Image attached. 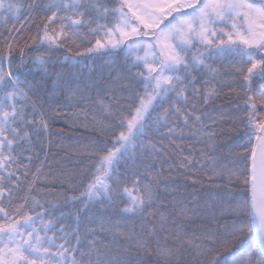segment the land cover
<instances>
[{"label":"snow or ice","instance_id":"1","mask_svg":"<svg viewBox=\"0 0 264 264\" xmlns=\"http://www.w3.org/2000/svg\"><path fill=\"white\" fill-rule=\"evenodd\" d=\"M38 6L35 0H0V25L12 35V40L5 39L0 46V264H145L146 260L152 264H264V0H119L116 7H108L106 0H48L36 36L20 46L23 27L13 33L6 25L10 19L19 22L22 16L31 21ZM58 21L59 29L52 28ZM81 29H87V35ZM149 33L153 43L145 40ZM88 36L98 38L93 42ZM77 39L90 46L77 45ZM74 47L81 50L73 52ZM53 48L64 51L63 62L71 67L124 50L130 68L145 69L132 73L142 82L144 94L130 97L133 110L131 105H122L124 97L113 90L108 103L100 101L103 119L94 116L84 125L100 138L86 146L97 154L99 166L85 174L84 191L78 197L42 202L39 197L56 194H31L40 179L41 169H37L27 185L28 195L14 203L22 177L28 176L23 161L32 160L26 155L32 151V138L48 128L43 113L37 116L38 106L28 95L32 86L27 74L33 71L28 65L35 64L51 75L49 64L54 67L56 63L51 59ZM218 63L228 71L222 72ZM193 71L205 76L204 85H211L206 92L197 87ZM226 76L229 79L225 80ZM233 85H238V90ZM223 86L243 99V107L238 105L237 110L246 114L241 123L248 146L243 168L216 167L213 162L214 173L225 181L223 193L205 205L216 226L190 237L178 222L191 211L182 201H172L168 215L160 211L157 197L163 181L158 176L143 185L139 178L121 181L119 167L128 159L135 160L137 148H143L137 139L148 135L146 128L168 126L172 115L185 124L189 120L203 124V113L196 114L200 110L195 101L202 99L207 104L219 97ZM57 87L67 94L70 105L78 92L80 99H85L71 72L67 77L63 71L56 73L53 89ZM104 87L107 90L109 85ZM122 90H130L129 85ZM189 96L194 101L190 109L176 107V101L188 105ZM173 98L169 108L153 118L155 108L162 106L159 102ZM76 118L88 120L86 114L81 117L76 113ZM220 120L226 122L223 116ZM168 134H177L176 129L169 127ZM186 163L190 162L181 166ZM233 182L240 184L242 191L233 192ZM69 200H83V207L73 213L61 211L57 217L53 210ZM96 205L98 212L110 211L117 219L97 217L92 211ZM81 212L89 215L82 219ZM65 215L75 217L70 231L64 224L57 229L58 220ZM45 216L51 218L45 220ZM97 218L102 220L99 231L109 234V243L87 239L97 231L87 223Z\"/></svg>","mask_w":264,"mask_h":264},{"label":"trees","instance_id":"2","mask_svg":"<svg viewBox=\"0 0 264 264\" xmlns=\"http://www.w3.org/2000/svg\"><path fill=\"white\" fill-rule=\"evenodd\" d=\"M32 3L33 0H28ZM119 0H106L108 7H116ZM39 5L32 12V20L25 21L23 16L20 21L9 20L6 27L15 32L16 28H20L24 23V31L20 34V46L23 42L28 40L29 37H35L37 34L36 25L40 23L41 19L46 15L43 11V5L48 3V0H35ZM50 14V13H49ZM27 16L28 13L23 14ZM60 22L51 25L52 28L59 29ZM15 26V27H14ZM94 27V25H93ZM81 32L87 35V29H81ZM0 46H3L5 39L12 40V35L5 31V26L0 25ZM98 37L88 36V39L93 42ZM154 42V38H150ZM14 43L16 41H13ZM29 43L31 41H28ZM64 46L68 42H62ZM77 45L81 47H89L90 45L81 40H76ZM81 47H74L73 52L81 50ZM196 49H193L195 52ZM52 61H56L55 66L50 63L49 68L51 75H45L39 70L35 64L28 65L33 71L27 74V80L32 86V90L28 92L31 101H34L38 106L37 116L42 112L46 119L48 128L39 137L33 136L32 138V151L26 153L31 155V162L24 160L23 163L28 165V176L23 178V183L20 185V191L13 198L14 203L20 202V197L28 195L27 185L33 179V175L37 169H41L40 179L35 184V189L31 193L36 195L37 191H47L55 193L56 196L39 197L41 201L53 200L59 198L64 201L65 197L79 196L84 191L82 181L86 182V173L95 171V167L99 166V161L96 159V153L91 148H86L92 144L93 141L100 138L96 135L95 131L91 128H85L86 123H90L95 116L96 119H103L104 109L100 106V101L104 100L108 103L107 97L112 94L113 90L121 92L124 97L120 101L122 105H131L133 110L135 105L130 98L134 94L143 95L144 88L138 78H134L132 73L137 71H145L144 68H130L131 61L127 58V53L124 50H116L113 53H105L86 60L82 66L71 67L67 62H63L65 55L63 50L57 51L55 48L51 50ZM32 53L30 55H35ZM191 54V53H190ZM139 55L143 56V52ZM27 59V58H26ZM18 62V61H17ZM7 62L4 64L6 70ZM217 67L221 68L222 72H227L228 69L223 63H218ZM15 67V63L12 65ZM63 71L67 77L68 73H72L75 80L79 82L80 88L83 91L85 99H80V93L75 94V99L71 105L68 103L67 94L61 91L59 87L53 89V81L56 79V73ZM183 75V73H181ZM199 81L197 87L206 92L211 85H204L203 81L205 76L201 72L193 71ZM229 77H225V80ZM218 82L214 81L213 84ZM105 84L109 88L105 89ZM128 84L130 90L123 91V86ZM21 87H24L22 84ZM233 87L239 88L238 85ZM27 90V89H26ZM53 90L55 95H53ZM173 100H165L159 102L162 106H157L152 115H157L163 112ZM189 101L193 103V99L189 96ZM138 103V101H136ZM197 108L203 113V119L206 123H210V128L213 129L214 135L211 141V154L216 157V167L227 165L229 169L243 168L242 157L245 155V148L248 146V138L244 135V123L241 121L245 117L244 111L237 110L239 105L243 107V99H237L235 93L230 92L228 87L223 86L219 97L210 100L207 104L203 100L195 101ZM76 113L88 116L85 121L82 118L77 119ZM124 115H128L127 111ZM223 116L224 121L221 122L220 118ZM215 120V123L213 122ZM246 123V121H244ZM236 129L233 131V129ZM48 132V141H46L45 133ZM107 139H113L108 136ZM112 147L111 144L108 145ZM45 160V162H44ZM44 162V165L42 166ZM95 166V167H94ZM119 172L122 173L120 180L129 181L139 178L140 183L147 184L152 177L158 176L163 183L159 185V192L157 201L161 205L160 211L168 215L172 211L171 204H164V199L180 200L183 205L191 211L187 216H181L178 220L184 227L190 237H198L202 230H206L216 226L215 221H211L208 215L206 204H210L217 194H222L224 191L225 181L219 177L215 179L204 178L197 174L193 166L187 169L173 170L168 168L167 162L151 156H147L141 152H135V160L128 159L121 163ZM151 173V176L148 175ZM128 187H132L129 183ZM233 192L239 193L242 191V186L236 182L230 185ZM83 200L78 203H72L70 200L62 203V206L53 210L56 216L59 213H73L77 208H82ZM123 207V204L120 205ZM99 205L93 208V213L97 217L110 216L114 222L117 217L109 212H98ZM39 211V209H37ZM88 213L81 212L83 219ZM51 217L45 216L44 219L48 220ZM231 219V217H229ZM87 223V221H85ZM102 220L97 218L93 223H87V227L96 229V236H88V240L98 238L104 243H109V236L107 232L101 233L99 231ZM220 224L224 221L220 220ZM60 224L66 225V231H70L75 227V217L72 215H65L62 219L58 220L57 229ZM85 225L81 224L83 229ZM52 233H49L51 235ZM75 243V240L72 241ZM145 264H152L151 260H146Z\"/></svg>","mask_w":264,"mask_h":264},{"label":"rangeland","instance_id":"3","mask_svg":"<svg viewBox=\"0 0 264 264\" xmlns=\"http://www.w3.org/2000/svg\"><path fill=\"white\" fill-rule=\"evenodd\" d=\"M220 27H224V25H220ZM176 107L187 111L191 104L185 105L181 102ZM169 127H174L177 134L169 135ZM146 132L148 135L137 139V144L143 143V148H139L140 150L171 157L178 167H182L184 161H189L190 163L184 164L183 167L194 164L197 173L208 178L217 177L213 171L214 159L208 151L213 135L207 124H199L194 120H189L185 124L181 118L172 115L168 126L160 125L158 129L146 128ZM210 136L211 139H209ZM170 163L172 164V161Z\"/></svg>","mask_w":264,"mask_h":264},{"label":"bare ground","instance_id":"4","mask_svg":"<svg viewBox=\"0 0 264 264\" xmlns=\"http://www.w3.org/2000/svg\"><path fill=\"white\" fill-rule=\"evenodd\" d=\"M201 144H202V143H201ZM204 147H205V146H204ZM208 151H209V155L214 159L213 162L215 161V163H216V157H215L214 155L211 154V151H212V150H211L210 147H209V150H208ZM198 174H199V173H198ZM199 175L203 176L204 178H208V177H206V176H204V175H202V174H199ZM209 179H214V178H209ZM171 202H172V200H170V199H167V198L164 199V204H166V205H167V204H171Z\"/></svg>","mask_w":264,"mask_h":264}]
</instances>
